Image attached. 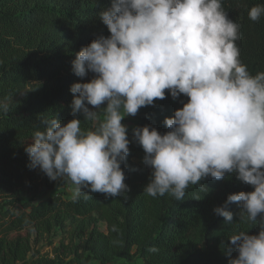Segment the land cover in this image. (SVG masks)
Here are the masks:
<instances>
[{"label": "clouds", "instance_id": "obj_1", "mask_svg": "<svg viewBox=\"0 0 264 264\" xmlns=\"http://www.w3.org/2000/svg\"><path fill=\"white\" fill-rule=\"evenodd\" d=\"M248 15L259 21L264 4ZM98 17L109 35L97 36L71 62L76 76L92 78L70 86L71 120L41 119L43 130L25 146L29 167L52 181L67 177L85 199L96 192L125 196L121 165L134 140L151 170L148 196L169 193L180 201L190 184L205 187L206 178L235 174L253 190L229 194L213 211L232 224L228 205L238 203L239 220H259V231L228 237V264H264V72L252 75L240 60L239 24L222 0H111ZM166 90L173 100L187 97L165 118L168 131L136 126L130 140L122 121L164 100ZM101 108L105 119L82 129L77 114L95 121ZM8 110L0 102V111Z\"/></svg>", "mask_w": 264, "mask_h": 264}, {"label": "trees", "instance_id": "obj_2", "mask_svg": "<svg viewBox=\"0 0 264 264\" xmlns=\"http://www.w3.org/2000/svg\"><path fill=\"white\" fill-rule=\"evenodd\" d=\"M110 3L0 0V102L9 105L8 111H0V264L26 263L28 228L46 233L67 222L77 224L84 255L64 260V254L56 253L54 260L37 264H89L93 259L98 264H113L118 258L128 263L139 258L143 264H228V237L239 231L257 234L259 220L240 221L238 203L228 205L232 224L213 210L229 194L251 191L252 186L232 174L223 180H202L206 188L190 184L180 201L169 193L151 197L143 192L151 170L134 160L144 152L132 140V128L150 125L167 132L164 120L187 101L183 95L173 100L166 90L164 100L142 107L128 124L132 142L126 164L121 165L129 186L125 196L106 198L96 192L85 199L83 191L68 198L60 192L47 196L45 191L69 179L52 181L38 168L29 167L25 146L36 130H43L41 119L57 117L67 122L73 118L70 86L84 78L74 74L71 62L97 36L109 35L98 13ZM258 4L264 0H222L229 18L240 26L235 43L240 60L252 75L264 72V16L254 22L248 15ZM103 112V108L98 110L95 121H83V115L77 114L82 129L93 130L104 120ZM27 191L40 193V197L17 198L19 210L14 205L2 207V200L14 204L12 198ZM99 222L105 223V232ZM153 247L157 251H150Z\"/></svg>", "mask_w": 264, "mask_h": 264}, {"label": "rangeland", "instance_id": "obj_3", "mask_svg": "<svg viewBox=\"0 0 264 264\" xmlns=\"http://www.w3.org/2000/svg\"><path fill=\"white\" fill-rule=\"evenodd\" d=\"M92 78V74L89 73L87 77H84V81ZM103 118L105 119V113L103 112ZM135 117L127 116L122 121L124 124L128 125ZM143 156L141 154L134 160L140 164L142 162ZM38 184L40 180L37 179ZM41 189V186H38V190ZM47 196L55 195L57 193H62L64 198L72 197L76 192V185H74L70 180H68L64 185H57L54 189L45 191ZM40 193H32V191H27L26 194H22L16 197H13L14 204L4 203L1 201L2 207L14 205L17 210L20 209L18 202H15L17 198L26 200L29 198H39ZM99 228L102 231H106V226L104 222H99ZM30 234V251L26 257V263H17V264H37L44 261L54 260L56 253L64 254L62 258L64 260H72L79 257V255H84V250L82 249L81 241L82 237L80 235V230L77 227V224L66 223L63 228H54L46 233H36L33 228H28ZM87 232V231H86ZM89 264H98L96 260H91ZM113 264H143L142 260L139 258L133 259L130 263L126 262L123 259H116Z\"/></svg>", "mask_w": 264, "mask_h": 264}]
</instances>
